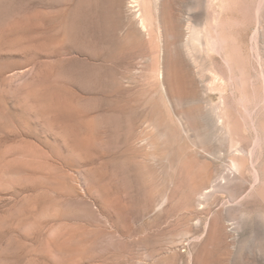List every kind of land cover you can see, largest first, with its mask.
Listing matches in <instances>:
<instances>
[{
	"label": "rangeland",
	"instance_id": "rangeland-1",
	"mask_svg": "<svg viewBox=\"0 0 264 264\" xmlns=\"http://www.w3.org/2000/svg\"><path fill=\"white\" fill-rule=\"evenodd\" d=\"M129 1L0 0V264H264V0Z\"/></svg>",
	"mask_w": 264,
	"mask_h": 264
},
{
	"label": "bare ground",
	"instance_id": "bare-ground-1",
	"mask_svg": "<svg viewBox=\"0 0 264 264\" xmlns=\"http://www.w3.org/2000/svg\"><path fill=\"white\" fill-rule=\"evenodd\" d=\"M141 1L142 4L139 5ZM141 1L138 2V0H130L129 3L127 4H130L129 5L130 10L134 13V16H136L139 19L140 26L143 29V31L148 30V27H150L154 21L157 26V29L158 27H162L165 29L166 32L168 33L170 32V34H173L170 31V28L172 29L173 27V23L175 24V22L179 21V19L181 20V22L182 21L187 22L189 20V18L181 10H179L180 8L179 0H141ZM195 3L197 6H199L201 4V0H195ZM193 40H194V31L189 33L187 40L183 44L187 53L190 51L189 50L191 44L190 42ZM195 46L196 45H194L193 47ZM167 68L168 67H166V69ZM211 234L212 235L215 234L216 236L218 235L221 238L222 228L216 223V221L215 223L212 224Z\"/></svg>",
	"mask_w": 264,
	"mask_h": 264
}]
</instances>
